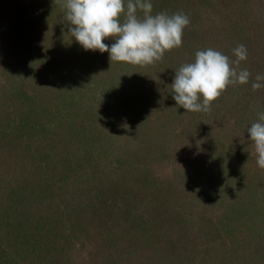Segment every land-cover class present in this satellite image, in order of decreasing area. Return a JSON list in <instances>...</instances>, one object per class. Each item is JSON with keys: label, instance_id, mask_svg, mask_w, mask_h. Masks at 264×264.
I'll return each mask as SVG.
<instances>
[{"label": "rangeland", "instance_id": "obj_1", "mask_svg": "<svg viewBox=\"0 0 264 264\" xmlns=\"http://www.w3.org/2000/svg\"><path fill=\"white\" fill-rule=\"evenodd\" d=\"M126 2L127 0L125 4ZM240 2L242 1L182 0L175 6H188L195 11L192 12L194 17L192 20L197 22L194 19L199 17L198 22L203 23L206 20L217 21L216 16L220 14L218 10L220 7L225 6L229 11H233L235 7L244 6ZM258 2L248 0L245 6L248 4L259 6L256 4ZM63 5L64 0H0V207L12 206L18 211L22 210L21 215L25 217L29 207L25 205L26 200L23 197L30 198L33 208L38 207L33 209L32 215H35L34 212L38 215L41 213V216L50 215L51 228L47 224L43 227L46 230L50 229L52 237L57 227L59 229L55 235L58 233L56 237L58 238L59 235V240L64 237L63 234L66 235L71 231L64 240L65 247L67 249L75 247L73 250L69 249V255L74 256L76 262H83L82 258L87 255V251L84 246L79 247L81 242L91 239L95 231L106 230L100 228L104 225L98 224V219L126 217L116 211L119 208L117 206H126L127 199L123 193L121 195L124 199L118 193L115 200L105 193L111 203L98 206L96 209L88 207L87 199L94 191H98L101 185L107 187L110 178L118 177L119 170L114 169V165L117 164L116 157L122 155L126 160L128 155L131 178L130 181L122 180L120 185L123 186L121 185L120 189H126L133 182L132 185L136 190L151 191L155 184L164 186L170 183L168 185H176L175 188L179 191L174 196H181L178 200L183 199L178 201V205L191 209L184 228L175 222L169 233L168 230H163V233H159L160 241H155L157 245L164 247L177 246L175 249L177 253L169 257L166 264H264V235L263 241H252L251 245L245 243V236L250 235L247 232L248 227L251 229L256 223L257 226L264 228V209L258 206V200H254L255 198L246 191L250 188L248 178L251 177L255 184V180L258 179L255 194L259 195L261 192L264 194V169L261 170L256 163L254 143L250 141L247 132V128L252 123L259 121V114L251 115L252 112L243 114L237 110V116L243 119L236 127L230 129L228 120L224 124L225 114L222 109L217 112L211 110L191 112L182 117L181 126L176 128L181 135L176 133L174 140L171 138L167 140L170 141L169 148H157V151L148 152L142 158L133 157L130 152L131 145L126 138L131 134L130 128L137 122L147 118L152 120L155 117L153 114L145 115L150 104L145 102L143 90L138 89L137 86L132 87L129 80L125 82L122 80L125 91L121 93H118L119 90H112V83L111 86L107 85L111 88L106 89L107 94L100 93L101 89L96 85L97 82L82 73V67L87 63H81L82 59L75 54V50H84L77 41L74 45L63 43L60 47L56 40H51L52 43L55 42L51 47L43 43V39L47 38L42 30L43 26L53 24L54 13L61 11H58L57 6ZM187 28L185 27L184 31ZM30 36L36 39L30 41L34 43L31 48H39V58L45 61L43 67L46 71L39 75L42 70L37 72L34 69L36 72L34 70L29 72V75L25 76L26 80L11 85V80L13 82V79H17L12 73L14 65L11 61V53L14 46L19 47L17 65L22 67L23 62L20 58H24L26 45L30 47ZM41 47L42 50L44 48L43 51ZM97 53L101 56L109 55L107 52ZM107 58L109 59V56ZM54 63H69V65H64L65 69L59 70V74H53L56 67ZM139 67L138 65L134 68V72L131 67L125 70L126 74H123V78L134 74L133 81L138 79L136 81L141 83V87L149 86L150 77L145 73L140 74ZM6 77L9 81H6ZM30 102L35 106L32 107ZM113 112H115L114 116ZM259 112H264V108L259 109ZM233 117L234 114H229V120ZM81 119L88 123L93 122L87 128L91 127L93 133L89 135L93 137L86 144L80 145L77 142L80 138L74 134L76 130L77 134L84 133L79 126ZM56 125H60V131L58 127L55 129ZM208 126H215L217 129L209 131ZM61 127L69 128L67 130L69 135H71L70 131H74L70 147L63 148L62 140H56L61 137ZM165 136L166 134L163 135L164 139ZM233 142L240 143L235 147L236 154L230 157L231 162L228 161L229 178L222 179L223 183L219 184L214 179L215 184H212V188L210 186L211 189L208 187L211 180L197 183L191 179L199 173L194 170V174H191L192 166H187V163L190 159H194L195 155L198 156L199 151L208 152L212 144L217 145L218 148L223 146V143L231 149L234 147ZM11 148L15 152H12ZM188 152L193 153L187 155ZM15 160L17 163L14 164ZM143 164H147V167ZM142 166L144 171L138 170ZM69 170L74 172L70 173ZM57 172L61 177L57 176ZM66 173L71 174L69 179L64 177ZM138 173L141 174L139 178L133 180ZM79 175L80 178L90 177L89 186L87 184L83 186V183L78 181ZM19 186H22L20 191ZM80 194H86V201L81 205L80 202L77 203ZM171 201L174 203V200ZM158 203L156 202L155 205L159 207L160 203ZM79 215H86L83 218L86 227L83 225L84 222L80 221L82 218L78 219ZM147 223L151 227L153 218L151 217ZM4 231V229L0 230V246L10 248L9 243H5L6 237L1 235ZM38 236L30 237L35 239ZM178 237L180 241L177 242ZM4 249L8 254L6 261H2L4 264H38V261L40 264L47 261V259L36 260L32 255H28L26 259L25 251ZM26 252L29 254L28 250ZM152 252L149 253L150 259L148 258L147 264H159L157 259L160 254L156 250ZM145 257V255L144 257L137 255L131 263L146 264ZM43 258L45 259V254Z\"/></svg>", "mask_w": 264, "mask_h": 264}, {"label": "trees", "instance_id": "obj_2", "mask_svg": "<svg viewBox=\"0 0 264 264\" xmlns=\"http://www.w3.org/2000/svg\"><path fill=\"white\" fill-rule=\"evenodd\" d=\"M241 1L242 2L240 3L244 4V6L241 5L235 7L233 11H229V8L227 9L225 6L220 7V9H218L220 14H217V16L216 14L214 15L216 16L217 21L209 22V20H206L203 23H199V17L194 19L197 22L192 20L194 18L192 13L195 12L194 10L189 9L188 6H175L176 4H180L182 0H151L153 5V15L159 12H166L169 15L182 12L188 16L190 23L186 26L188 27L187 30H183L181 47L166 51L163 58L154 64L146 66L139 65V73H145L147 77H150L148 78V80H150L149 86L143 85L141 87V83L139 84V81H136L138 79H134L135 81H133L134 74L131 76L126 75L123 78V74H126L125 70L131 67V70L134 72V68L138 65L115 61L110 63V59L107 58L109 55L106 54L101 56L97 53L99 50H75V54H78L77 56L82 59L81 63H87L82 67L83 75L97 82L96 85H98L101 89L100 93L107 94L106 89L110 88L107 87V85H110L111 83L112 86H110L112 87V90H119L118 93L125 91V85L122 83V80L123 82H125V80H129L132 87L137 86L138 89L140 88L143 90V98L146 103L148 102L147 104H150L145 115L153 114L155 117H153L152 120H149L150 118H147L144 121L141 120L137 122L134 127L130 128L131 134L126 139L131 145L130 152L131 155L133 154V157L137 158L140 156L142 158L144 154L148 152L157 151V148L167 149L170 146V141L167 140L169 138L174 140L177 136L176 133H178V135L180 134L176 128L181 126L180 123H182V117H185V115L187 116L192 111H186L176 104L172 98L171 84L176 70H178L185 63L194 62L195 52L197 50L213 48L227 55L231 61H235L236 57L233 54L232 49L237 47L239 44H244L247 48V59L241 61L238 66L235 64L232 66L236 67L237 71L247 69L250 72L251 75L249 76L248 83L235 85L230 84L226 90L212 102L210 107V110L214 112H217L220 109L223 110L225 114L223 118L224 124H226V121L228 120V124L230 122V129H233L234 126L236 127L238 125V122H240L243 117L237 116V110L243 114L252 112L251 115H257V113L260 114L259 109L263 110L264 87H262L263 89L260 88L254 91L252 89V84L257 82L255 80L257 74L264 75V6H262L264 4V0H257L259 2L256 4L259 6H250L249 4V6H245L246 1L248 0ZM57 7L59 8L58 11H61L54 13L53 24H50V26L45 24L43 26L42 30H44V34L47 35V38L45 36L46 39H43V43L47 47H51V45L55 44V42L52 43L51 40H56L59 44L58 47L63 45V43H66L65 45H74L76 40L68 32L69 25L65 21L66 8L64 6ZM197 14L199 16V13ZM137 16L138 18H143V12L138 10ZM123 20L124 17L122 15L121 22H123ZM33 38L34 37L30 36V47L26 45L24 58H20L23 62L22 67L17 65V54H19L20 49L18 46H14L13 48V52L10 56L12 64L14 65L12 73L15 74L17 79H13V82L11 80V85H15L17 82L26 80L25 76L29 75V72L34 69H36L37 72L38 70L39 72L42 70L39 75L43 72L45 73L46 71L43 67V63L45 61H41V57L39 58V48H31L34 43H31L30 41L36 40ZM104 42L111 45L115 42V40L113 38H106ZM64 65H69V63L56 64L53 74H59V70H64ZM32 66H35V68ZM86 66H88V68ZM78 67L80 68L81 66L79 65ZM36 70L34 71L36 72ZM87 70L89 71L87 72ZM6 81H9L7 77ZM259 83L264 84V80L259 81ZM31 106L33 107L35 104L31 103ZM117 110L119 111V108ZM233 111L235 112L232 113ZM114 114L115 112H113V116ZM229 114H234L233 119L229 120ZM139 117L141 118L142 116ZM92 123V121L91 123H88L87 121L81 119L79 126L83 129V134H77L76 130V134H74V131H70L71 135H69L67 131L69 128L64 129L61 127V137H58L56 140H62L61 145H63V148L70 147L74 134V136L76 135L80 138V140H78L79 138L77 139V142H79L78 144H86L93 137L89 135L92 132L91 127L90 129H87ZM56 128L60 131V125H56L55 129ZM216 129L217 128H215V126L207 127V130L209 131H214ZM165 134L166 140L163 137ZM121 136H123V134H121ZM239 140L242 141L241 139ZM24 142L28 145L26 140H24ZM239 143L240 142H233L234 147L231 149L223 143V146L218 148L217 145L215 146L212 144L213 146L208 152L199 151L198 153L200 154L197 153L198 156L195 155L194 159H190L187 163V166H192L193 170L191 174H194V170L199 173L194 179L191 178L193 175H191L190 178L197 183L211 180V184H208L209 188L210 186L212 188V184H215L214 179L215 181L217 180L216 182H218V184L220 182L223 183V181H221L222 179L229 178L230 174L227 166L229 165V162H231L230 157H233L236 154L235 147L239 146ZM15 149L16 146L14 147V150ZM14 150H12V152H15ZM190 153L192 154L193 152H188L187 155H191ZM120 154H122V152ZM123 157L124 156L122 155L118 156L115 160L117 164L114 165V169L118 168L119 173L117 174V172H115L118 177H115L114 179L110 178V182L107 184V187L105 185H101V188H99L98 191H94L93 195L87 199V204L89 208L96 209L98 206H105L106 204L111 203L110 199L106 198L105 193L111 195L114 200L116 199V195L118 193H120L121 197V193H123V195H125V199H127L125 201L126 206H123L124 208L117 206L119 208H117L116 211L118 214L120 213L126 217H124V219H121L120 216L110 217L112 219L106 220L104 218L98 219V224L105 226L100 228H104L106 230L102 232H100V230L98 232L95 231L93 232L91 239H85L81 242L79 247L84 246L87 251V255L82 258L83 262H76V258L69 255V249L73 250L75 247L72 246L68 249L65 247L66 242L64 240L67 238V235L71 233V231L66 235L63 234L64 237L59 240V235L58 238L56 237L58 233L55 235L56 231L59 229V227H57L54 233L55 236L53 235L52 237V234L50 233L51 231H49L50 229L46 230L43 227L47 224L51 228L52 225L49 224V220H51L50 215H42L44 218L40 215L41 213L38 215L34 212L35 215H32L33 209H37L38 207L33 208L31 201H29L30 198L28 199V197L25 196L23 197L25 198L24 200H26L25 205L29 207V215L26 214L28 217L22 216V210L18 211L12 206L6 205L3 208L0 207V230H5L1 235L6 237L5 243H9L10 247L0 246V264H4L2 261H6V257L8 255L4 248H7L8 250H12L13 248V250L25 251V254L27 255L26 259L28 258V255H32V258L36 260L47 259V261L40 264H132L134 257L137 255H143V257L145 255L147 257H145V262L147 264L149 263L148 258L150 259L149 253L156 250L158 254H160L157 259L160 262L159 264H166L169 257L174 256L177 253L175 250L177 246L175 248H172L170 245L164 247L163 245H157L155 241H160L158 237L161 233H163V230H168L169 233V230L175 225V222H178L180 227L184 228L188 222L187 219L191 214V209L187 208V206L183 207L182 205H178V201L180 202L183 199L178 200L181 196H174L179 191L175 188L176 185H168L170 183H167L164 186H162V184L159 186H157L158 184H155V186L151 188V191L146 189L136 190V188L132 185L133 182H131L126 189H120L121 185L123 186V184L120 185V182L127 179L130 181L131 176H129V174L132 173L128 167L130 164V160L127 158L128 155L126 156V160H124ZM15 163H17L16 160L14 164ZM143 165L147 167V164ZM139 169L144 171L143 166L142 168L139 167L138 170ZM69 172L72 173L74 171L69 170ZM139 174L140 173L135 175L136 178L134 177L133 180L138 179ZM57 176L61 177L59 173ZM70 176L71 174L69 173L64 175V177H67L68 179ZM77 177H79L78 181H80V183L82 182L83 186H87L90 182V177L84 176L80 178V175ZM257 180L258 179L255 180V184L253 179L249 177L248 187L250 188L246 189V191L250 193V196L252 195L255 198L254 200L257 199L259 203L258 206H261L262 209H264V194L262 192L259 195L255 194ZM21 187L22 186L18 187L19 191L21 190ZM208 187L205 186V188ZM254 187L255 189L250 192V190ZM171 200H174V203H172L173 201ZM83 201H86V194H80L77 203L80 202L79 205H81V203L84 204ZM156 202L160 203H158L159 207L155 205ZM43 210L46 209L44 208ZM85 216L86 215H79L78 219L81 217L82 220L80 221L84 222L83 218ZM250 216L252 217V215ZM151 217L153 218V225H150L151 227H149L147 221L150 220ZM39 225L41 226L39 227ZM83 225L86 227L85 222ZM254 225H252L251 229L248 227L249 230L247 232L248 235L249 233L250 235L249 237L247 235L245 236L246 244L249 243V245H251L252 241H263L262 237L264 235V228L257 226L256 223H254ZM39 231L40 233H36ZM36 235L39 236L35 239L30 237ZM136 239L140 240V242ZM176 241H180V237H178ZM26 250L29 251V254ZM44 254L45 259L43 258ZM141 264L143 263L141 262Z\"/></svg>", "mask_w": 264, "mask_h": 264}, {"label": "clouds", "instance_id": "obj_3", "mask_svg": "<svg viewBox=\"0 0 264 264\" xmlns=\"http://www.w3.org/2000/svg\"><path fill=\"white\" fill-rule=\"evenodd\" d=\"M68 32L84 50L109 53L110 63L125 62L146 66L161 60L166 51L182 46L184 28L190 23L182 12L152 14L151 0H64ZM143 12L138 18L137 11ZM124 20L121 22V16ZM106 38L115 40L111 45ZM235 61L213 48L197 50L194 62L175 71L172 98L186 111H209L211 104L231 84H246L251 75L247 69L237 71L247 59V48L239 44L232 49ZM252 89L264 87L257 74ZM254 143L256 163L264 169V112L259 121L247 128Z\"/></svg>", "mask_w": 264, "mask_h": 264}]
</instances>
